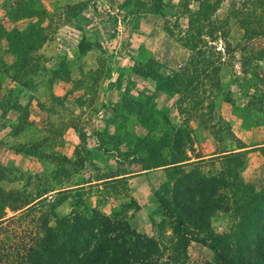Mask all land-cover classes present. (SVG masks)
<instances>
[{
	"label": "rangeland",
	"instance_id": "374dc122",
	"mask_svg": "<svg viewBox=\"0 0 264 264\" xmlns=\"http://www.w3.org/2000/svg\"><path fill=\"white\" fill-rule=\"evenodd\" d=\"M248 4L0 0V107L31 125L24 160L0 163L1 191L19 200L45 191L40 198L59 199V218L74 205L82 215L96 210L124 221L155 239L168 264H217L199 243L184 250L176 245L173 221L152 196L166 172L131 162L143 157L148 139L161 145L166 135L183 154L163 148L160 159H187L179 163L182 173L223 169L262 187L264 63L244 64L248 53L233 49L241 41L233 10L249 16ZM262 42L256 38L250 46L258 50ZM169 75H175L172 92L156 91L157 79ZM15 103L24 107L14 113L8 107ZM244 150L233 169V158L224 155ZM4 212L0 222L7 229L13 214ZM236 224L231 213H217L209 231L234 233Z\"/></svg>",
	"mask_w": 264,
	"mask_h": 264
},
{
	"label": "trees",
	"instance_id": "16d2710c",
	"mask_svg": "<svg viewBox=\"0 0 264 264\" xmlns=\"http://www.w3.org/2000/svg\"><path fill=\"white\" fill-rule=\"evenodd\" d=\"M249 1V16L241 9L233 10L241 32V41L233 49L241 56L248 53L249 57L241 58L244 64L250 60L264 63V0ZM256 38L263 39L258 50L250 46ZM11 52L16 54L17 49ZM0 66L4 64L0 62ZM174 84L175 75L159 77L155 90L172 92ZM8 108L21 111L18 104ZM151 124L155 126L156 122ZM165 138L166 135L161 145V139H148L143 145V157L131 164H141L143 171L162 168L166 172L152 196L158 211L173 221L176 245L184 250L191 241L199 243L212 252L217 264H264V176L262 187L256 190L234 173L232 179L223 169L210 175L198 169L182 173L183 164L179 163L187 159L169 163L160 159L159 150L172 149L175 144L173 139L170 142ZM245 151L225 154L224 158L232 157L233 169H237L240 162L235 158ZM173 152L183 154L182 149ZM44 194L39 190L33 199L19 200L16 193L0 189V219L4 218L5 208L13 214L5 221L8 230L0 222V264H168L155 239L136 233L124 221L96 210L82 215L73 210L74 205L59 218L54 213L59 199L50 202L51 198H40ZM217 213H231L237 219L234 233L209 231V220Z\"/></svg>",
	"mask_w": 264,
	"mask_h": 264
},
{
	"label": "crops",
	"instance_id": "0c3cea01",
	"mask_svg": "<svg viewBox=\"0 0 264 264\" xmlns=\"http://www.w3.org/2000/svg\"><path fill=\"white\" fill-rule=\"evenodd\" d=\"M15 104H18L21 109L24 107L20 103ZM7 114L2 113L0 110V139L4 137V140H0V163L6 164L10 160L20 163L24 160L22 155L24 152H21V148L29 147L28 144L31 142L29 137H26L31 125L26 121V118L22 119L19 112L8 116Z\"/></svg>",
	"mask_w": 264,
	"mask_h": 264
}]
</instances>
